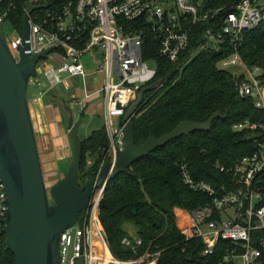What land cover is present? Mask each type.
<instances>
[{
  "label": "built area",
  "instance_id": "built-area-1",
  "mask_svg": "<svg viewBox=\"0 0 264 264\" xmlns=\"http://www.w3.org/2000/svg\"><path fill=\"white\" fill-rule=\"evenodd\" d=\"M20 2L0 0L4 34L6 27L19 34L11 22ZM28 3L40 8L30 15L31 36L10 42L5 35L11 51L19 58L26 47L30 57L51 50L37 65L51 88L61 86L65 76L86 81L91 76L87 64L96 68L104 81L101 94L113 165L124 149L122 120L128 108L144 89L162 85H154L157 71L144 60L149 37L178 71L203 52L228 49L232 54L219 64L220 70L232 73L242 99L264 110L263 70L248 66L240 53L246 33L264 30V0H66L57 8L50 0H26L25 15ZM233 130L254 133L255 150L235 165L216 166L229 180L219 185L197 181L188 164L180 165L184 184L208 198L186 213L181 234L187 245L202 243L205 264H264V125L246 121ZM104 193V188L96 190L82 222L61 235L62 264H159V251L132 261L113 254L100 223ZM8 212L0 179V229ZM123 245L139 255L143 240L126 238Z\"/></svg>",
  "mask_w": 264,
  "mask_h": 264
},
{
  "label": "trees",
  "instance_id": "trees-1",
  "mask_svg": "<svg viewBox=\"0 0 264 264\" xmlns=\"http://www.w3.org/2000/svg\"><path fill=\"white\" fill-rule=\"evenodd\" d=\"M25 1L18 3L11 22L20 33ZM65 1L50 0L56 8ZM240 53L248 66L263 70L264 82V30L246 33ZM231 54L228 49L203 52L178 71V65L160 56V44L147 38L144 60L157 71L154 85H162L146 93L144 104L132 118L136 146L141 148L149 139L169 135L184 122L205 124L218 113L227 119L216 120L210 132L173 141L137 162L131 174H122L110 182L100 205V223L118 259L139 260L159 251L163 252L159 264L207 261L202 255V243L187 245L181 227L186 213L205 204L208 198L184 184L180 165L188 164L197 181L219 185L231 177L216 170L217 165H235L255 150L254 133L235 132L233 126L246 121L264 125V110L256 108L253 100L242 99L232 73L219 68ZM109 149L106 129L94 131L83 140L80 181L97 179L102 167L112 162ZM127 225L135 226L137 237L143 240L139 255L123 245L126 238L133 237ZM3 230L0 229V264H15Z\"/></svg>",
  "mask_w": 264,
  "mask_h": 264
},
{
  "label": "water",
  "instance_id": "water-1",
  "mask_svg": "<svg viewBox=\"0 0 264 264\" xmlns=\"http://www.w3.org/2000/svg\"><path fill=\"white\" fill-rule=\"evenodd\" d=\"M23 20V39L31 36L30 15L40 8L28 3ZM22 50L19 58L11 51L5 34L0 30V179L8 195L9 212L2 232L7 250L15 264H62L61 235L81 223L90 207L94 192L104 188L122 174H131L132 167L157 150L182 137L197 132H210L213 123L227 119L221 113L207 123L184 122L169 135L149 139L141 148L136 146L132 118L145 102L144 89L128 108L122 124L124 149L115 165L105 164L97 179L80 181L83 141L80 124L70 132L73 157L64 178L49 189L46 185L36 132L29 106L30 82L37 77V65L51 50L30 57ZM80 264H84L81 260Z\"/></svg>",
  "mask_w": 264,
  "mask_h": 264
},
{
  "label": "crops",
  "instance_id": "crops-1",
  "mask_svg": "<svg viewBox=\"0 0 264 264\" xmlns=\"http://www.w3.org/2000/svg\"><path fill=\"white\" fill-rule=\"evenodd\" d=\"M87 70L91 75L90 77L94 76L96 68L93 67L92 64H87ZM87 80H84V82H87ZM98 81H101V79H97V82L92 81V90L86 87L80 94L84 99L82 103L79 101L80 97L77 94L72 96L74 109L76 106H82L83 108H88L89 111L95 112V108L101 107V104H99L101 101L94 103L99 100V95L101 93L100 89L96 90L97 86L101 85ZM62 85L69 88L70 83L65 79ZM36 91H39L41 97L37 98V96H35L30 99L29 106L36 132L44 177L45 180L48 178L50 181L55 182L53 184L54 186L64 178V173L68 170L72 160L73 144L70 139V132L76 122L66 108H61L62 106L65 107V103L55 95H52L53 92L51 96H49L50 90L43 91L37 89ZM88 94L91 95L89 98H87ZM72 120L74 121L73 123ZM105 120L106 117L104 123ZM102 129H105V125H103Z\"/></svg>",
  "mask_w": 264,
  "mask_h": 264
},
{
  "label": "rangeland",
  "instance_id": "rangeland-1",
  "mask_svg": "<svg viewBox=\"0 0 264 264\" xmlns=\"http://www.w3.org/2000/svg\"><path fill=\"white\" fill-rule=\"evenodd\" d=\"M3 30L8 40H10V42L14 41L15 39H19L23 35V32L22 33L19 32V34L15 33V31L10 27L3 28ZM232 72L236 73L237 71L233 70ZM64 78L67 79L68 82L70 83L69 88H67L64 85H61L57 88H51V86L44 77V71L42 70V66L40 65L37 69V77L33 78L30 82L28 98L30 100L35 96H37V98L41 97L39 91H36L37 89L43 91L50 90L49 96H51V93L53 92L52 95H55L60 100L64 101L65 107L62 106L61 108L63 109L66 108L68 113L71 115V117H73V120L76 122V124L77 123L80 124V128H79L80 139L87 140L94 131L102 129L103 125H105L104 123L105 107L103 100L104 95L100 93L99 100L94 102V103H98L101 101V103H99L101 104V107L95 108V112L89 111L88 108H83L82 106H76V108L74 109L72 96L77 94L80 97L79 101L82 103L84 99L80 96V94L84 91V89L88 87L90 90H92L93 89L92 81L97 82V79H101V81H98L101 83V85H98L96 89V90L99 89L101 90L102 85L104 84L103 77L100 76L99 74H96L88 78L87 82H84L83 78L81 77L71 78L69 76H65ZM45 181L49 189H51L53 187V184L55 183L53 181H50L48 178ZM125 228L131 236L137 237V229L135 226L127 225Z\"/></svg>",
  "mask_w": 264,
  "mask_h": 264
}]
</instances>
